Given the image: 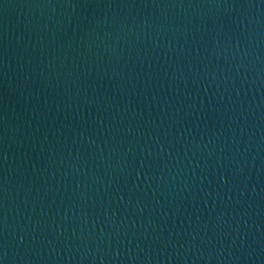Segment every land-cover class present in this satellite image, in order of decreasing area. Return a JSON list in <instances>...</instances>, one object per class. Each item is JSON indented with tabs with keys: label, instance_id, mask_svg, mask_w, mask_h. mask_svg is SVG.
I'll return each instance as SVG.
<instances>
[{
	"label": "water",
	"instance_id": "obj_1",
	"mask_svg": "<svg viewBox=\"0 0 264 264\" xmlns=\"http://www.w3.org/2000/svg\"><path fill=\"white\" fill-rule=\"evenodd\" d=\"M0 264H264V0H0Z\"/></svg>",
	"mask_w": 264,
	"mask_h": 264
}]
</instances>
